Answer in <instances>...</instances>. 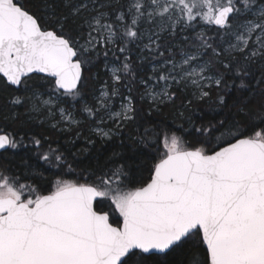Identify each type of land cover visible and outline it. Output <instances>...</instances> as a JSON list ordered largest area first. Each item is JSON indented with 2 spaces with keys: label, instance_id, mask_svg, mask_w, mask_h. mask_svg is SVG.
Returning <instances> with one entry per match:
<instances>
[{
  "label": "snow or ice",
  "instance_id": "snow-or-ice-1",
  "mask_svg": "<svg viewBox=\"0 0 264 264\" xmlns=\"http://www.w3.org/2000/svg\"><path fill=\"white\" fill-rule=\"evenodd\" d=\"M41 7L51 20L47 27L16 0H0V77L32 92L27 98L15 96L13 105L40 101L49 115L59 103L71 102L75 109L79 102L89 119L108 112L117 129L135 121L131 95L124 97L128 103L120 112L109 105L121 88L132 92L133 46L159 61L152 75L139 81L157 111L173 100L174 86H191L201 100L215 89L219 105H226L221 93L232 90L235 79L230 84L226 76L233 69L237 91H252L245 80L249 68L240 67L235 54L253 63L264 59L262 0H83L76 5L64 0L68 15L58 14L49 0ZM240 17L245 21L236 26ZM200 21L215 25L218 34L222 30V40L228 36L235 42L229 39V46L221 48L200 32L199 43L181 49L179 59L171 46L163 47L165 35L174 37L178 28H194ZM70 23L77 25L75 33ZM117 53L123 60L110 69L112 84L105 81L99 107L90 105L82 96L87 66L101 55L120 60ZM33 80L50 89L48 99L32 89ZM260 96L254 113L248 99L240 97L233 105L239 119L182 125L191 140L171 130L152 133L162 139L164 151L147 179L131 178L123 165L114 164L76 179H56L45 192L0 171V264H164L166 254L186 244L202 251V262L194 256L193 264H264V90ZM31 110L38 111V105ZM59 112L69 124L80 123L72 110ZM99 122L104 123L103 116ZM93 131L110 135L102 128ZM19 143L22 138L18 142L0 134V150ZM41 159L60 169L56 175L65 167L75 171L54 151Z\"/></svg>",
  "mask_w": 264,
  "mask_h": 264
},
{
  "label": "trees",
  "instance_id": "trees-1",
  "mask_svg": "<svg viewBox=\"0 0 264 264\" xmlns=\"http://www.w3.org/2000/svg\"><path fill=\"white\" fill-rule=\"evenodd\" d=\"M82 1L71 0V4L76 5ZM16 2L29 12L41 17L42 23L46 21L44 26L47 27L51 24L45 9L41 7L42 0H16ZM49 2L54 4L58 14H69V8L64 7V0H49ZM109 11L111 10L109 9ZM199 26L198 22L194 28L186 29L185 34L189 40L181 43L182 49L190 50L194 43H199L195 39ZM68 27L72 29L73 33L77 30L76 24L70 23ZM204 33L213 38L214 45L223 48L222 31L218 34L217 28L213 25L210 27V31ZM174 40L175 37H171L164 39L161 43L163 47H169L170 44H174ZM137 53H139V49L133 46L131 58L135 80L133 81L131 76L128 77V81H131L132 92L129 93L127 88H121L120 95L114 97L113 104V107L117 109L118 101H123L125 96L131 95L132 103L136 108V120L126 122L117 129V134L110 139L100 138L93 132L94 126H97V119L87 118L80 111L79 102L74 111L82 122L76 126L67 127L62 125L53 127L49 121L43 120V116L31 113L32 102L27 99L22 105H13L11 100L15 96L27 98L32 96V92H25L22 88L15 89L9 86L3 77H0V134H10L18 142L22 138V143H19L16 149H8L0 153V171L17 176L20 183L30 184L45 192L51 190L56 179H76L81 175H88L93 169L110 168L114 164L116 166L123 165L131 178L139 179L142 176L147 179L150 170L164 151L162 139H157L152 133L161 129L171 130L177 135L186 136L188 140H191L192 137L187 136V133L181 128L182 125L185 128L190 127L189 121L192 125L199 127L201 124L206 125L209 121L239 119L238 108L233 105H238L242 96L250 102V113H254L260 103V93L261 90H264V59H255L254 63L248 62L244 61L243 56L237 53L235 55L238 58L239 66H248L249 68L250 75L245 77V80L250 82L251 92L247 89L237 91L236 85L239 84V78L234 76L235 69H233V74L226 76V79L230 84H233L235 79V84L231 91L221 93L225 96L226 105H219L215 89L211 90L210 98L201 100L193 96L188 89L174 87L171 89L175 94L173 100L160 104L159 111H157V104L145 99L146 90L139 81L152 75L150 66L158 60H153L151 56L148 57L147 53H139L138 56H135L134 54ZM117 55L120 56V60L111 54L105 60L101 55L99 59H94L87 66L82 96L83 100L90 105H96V98L105 85V81L109 85L112 84L111 75L105 65L107 62H113L120 66L123 56L120 53ZM120 74L123 75V73ZM257 81L261 83L258 84ZM30 84L34 91L48 97L50 89L44 86L41 81L33 80ZM65 107L71 109V102L65 103ZM150 112L151 115H149ZM253 123H259V121L254 120ZM146 130H148L147 134ZM34 139L40 140L39 147L33 142ZM53 151L56 154H62L63 158L72 164L75 171L70 172L65 167L61 175H56L60 169L50 166L41 159L43 154H51ZM114 153L118 155L113 156ZM37 173H42V175H37ZM103 210H109L108 202L103 204ZM194 256L202 262V251L194 248L191 244H186L166 254L164 264H193Z\"/></svg>",
  "mask_w": 264,
  "mask_h": 264
},
{
  "label": "rangeland",
  "instance_id": "rangeland-1",
  "mask_svg": "<svg viewBox=\"0 0 264 264\" xmlns=\"http://www.w3.org/2000/svg\"><path fill=\"white\" fill-rule=\"evenodd\" d=\"M83 2V1H82ZM262 6H264V0H262ZM244 17H240L238 20H236L235 21V25L236 26H239V25H241V24H243L244 23V21H245V19H243ZM247 18H251L250 16L249 17H247ZM199 24H200V26H199V28H198V32L197 33H200V32H206V31H210V27L211 26H213V25H209V24H206V23H203V22H199ZM216 28V27H215ZM185 31H186V29H183V30H181L180 28H178V31H177V34H176V36H174L175 37V42H174V44H170V46L173 48V51L175 52V54H176V57H177V59H179V54H180V51H181V49H182V42H186V41H188L189 39H187V40H185L184 39V37H188L186 34H185ZM222 31V30H221ZM171 37H173V36H167V35H165V38L164 39H168V38H171ZM173 37V38H174ZM223 39H224V42H223V48H227L229 45H228V40L229 39H232L231 37H228V36H224L223 37ZM232 42H235L234 41V39H232ZM139 53H141L140 52V50H139ZM139 53H137V54H134L135 56H138V54ZM148 55V57H150L151 55H149V54H147ZM255 59H258V60H263V59H261L260 57H257V58H255ZM159 63V61H155V62H153L152 64H151V66H150V68H151V70H152V66L154 65V64H158ZM113 66H117L115 63H111V62H107V67H106V69L108 70V72H109V74L111 75V71H110V69L113 67ZM151 83V82H150ZM174 87H180V89L182 88V89H188V90H190L191 92H192V95H193V92H194V89L191 87V86H189L188 88H183V86H174ZM173 87V88H174ZM106 89L104 88V86L101 88V90H100V93L102 92V91H105ZM155 91H159V88H156L155 89ZM100 93L98 94V96H97V98H96V106L97 107H99V104H98V99L100 98ZM118 96V95H117ZM194 96V95H193ZM145 97V99H147V100H149L150 102H153V103H156V102H154L149 96H147V95H145L144 96ZM42 99H44V100H46V99H48V97H44L43 95H42ZM32 102V105H33V103H35V104H37L38 105V107H39V110L38 111H32L31 110V113H37L38 115H41V116H43V120H47V121H49L52 125H56V126H63V127H67V126H76V125H78V124H69L67 121H65V120H63V119H61V116H60V112H59V108H66L65 107V103H59L58 105H56L55 107H53V109H52V111H53V115H49L48 114V112H49V109L45 106V105H43L40 101H36V100H33V101H31ZM128 103V100H126V99H124L123 101H118V107H117V109L116 108H114L113 107V104H114V97L109 101V105H110V108H111V110L113 111V112H120L121 111V107H122V105H126ZM157 104V103H156ZM160 105V104H159ZM31 109H32V107H31ZM67 109V108H66ZM69 110H72L73 111V115H74V118L76 119V120H78L80 123L82 122L79 118H78V116H76V114H75V111H74V109H69ZM36 114V115H37ZM99 116H103V118H104V123H100L99 122ZM97 126H94V128L93 129H95V128H102L104 131H107V132H109L110 133V135L109 136H107V137H105V136H102V135H100V134H98L97 132H95V131H93L94 133H96V135H98V136H100V138H103V139H110L111 137H113L114 135H116L117 134V128H116V124H115V122L109 117V113L108 112H106V111H102L101 113H99L98 114V116H97ZM79 123V124H80ZM162 146H163V144H162Z\"/></svg>",
  "mask_w": 264,
  "mask_h": 264
},
{
  "label": "water",
  "instance_id": "water-1",
  "mask_svg": "<svg viewBox=\"0 0 264 264\" xmlns=\"http://www.w3.org/2000/svg\"><path fill=\"white\" fill-rule=\"evenodd\" d=\"M214 26H215V25H214ZM215 27H216V26H215ZM12 87H13V86H12ZM15 89H16V88H15ZM6 150H8V149H6ZM6 150H0V153H1V152H4V151H6Z\"/></svg>",
  "mask_w": 264,
  "mask_h": 264
}]
</instances>
